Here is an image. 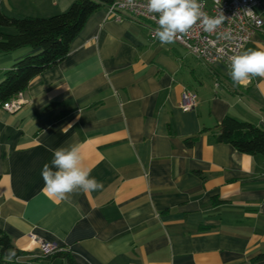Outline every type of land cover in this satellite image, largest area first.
<instances>
[{
  "label": "crops",
  "instance_id": "crops-1",
  "mask_svg": "<svg viewBox=\"0 0 264 264\" xmlns=\"http://www.w3.org/2000/svg\"><path fill=\"white\" fill-rule=\"evenodd\" d=\"M75 1L0 9L50 17ZM246 49L264 50V27ZM34 52H0V82ZM186 90L198 97L188 111ZM20 98L15 112L0 107V230L26 252L16 264H68L42 257L34 237L77 264H264V155L217 141L227 116L264 130V77L234 86L224 63L162 46L144 21L104 6ZM73 144L103 187L61 201L43 191L41 170L49 149Z\"/></svg>",
  "mask_w": 264,
  "mask_h": 264
},
{
  "label": "trees",
  "instance_id": "trees-1",
  "mask_svg": "<svg viewBox=\"0 0 264 264\" xmlns=\"http://www.w3.org/2000/svg\"><path fill=\"white\" fill-rule=\"evenodd\" d=\"M113 1L76 0L65 12L50 17H13L0 9V52L11 53L22 48L36 50L5 72L0 82V107L24 93L35 77L62 62L89 17ZM217 128L218 142L228 143L244 154L264 155V130L256 124L227 116ZM9 248L16 251L15 258L26 255L6 232L0 230V262H7L4 253ZM44 258H59L68 264H77L72 255L63 250Z\"/></svg>",
  "mask_w": 264,
  "mask_h": 264
},
{
  "label": "clouds",
  "instance_id": "clouds-1",
  "mask_svg": "<svg viewBox=\"0 0 264 264\" xmlns=\"http://www.w3.org/2000/svg\"><path fill=\"white\" fill-rule=\"evenodd\" d=\"M127 3L134 6L135 0H127ZM146 11L153 15L158 25L154 29V39L162 46L175 43L197 25L206 33H213L228 19L222 12L210 16L203 11L201 0H146ZM251 12L246 11L248 14ZM219 35L225 40L232 39L227 31ZM228 75L234 86L244 85L253 77H264V50L246 49L231 55ZM49 150L53 153V158L41 170L43 191L47 195L68 201L72 193H88L103 187L101 182L91 176V170L83 166L79 145ZM4 256L11 264L16 257V251L9 248Z\"/></svg>",
  "mask_w": 264,
  "mask_h": 264
},
{
  "label": "built area",
  "instance_id": "built-area-1",
  "mask_svg": "<svg viewBox=\"0 0 264 264\" xmlns=\"http://www.w3.org/2000/svg\"><path fill=\"white\" fill-rule=\"evenodd\" d=\"M203 11L210 16L219 15L222 12L228 19L225 23L213 33H206L199 25L194 26L186 35L179 37L176 42L181 44L190 54L194 55L202 62L215 63L222 62L229 66L231 55L242 51L255 33L264 27V19L256 11L258 7H264V0H201ZM108 15L116 20H122L129 16L135 20H142L149 28V34L152 41L154 39V29L158 26L152 14L146 11V0H135L134 6H129L127 0H114L107 6ZM251 10V14L246 11ZM229 32L232 39L225 40L220 37V33ZM252 81V78L249 82ZM23 93L17 97L5 102L1 107L9 112L19 110L23 105L20 98ZM197 94L186 90L183 94L184 103L182 108L185 111L193 109L197 105ZM34 244L40 249L42 257H47L62 250L57 244L46 242L40 237H34ZM22 258V257H21ZM21 258H15L16 264ZM0 264H9V262H0Z\"/></svg>",
  "mask_w": 264,
  "mask_h": 264
},
{
  "label": "rangeland",
  "instance_id": "rangeland-1",
  "mask_svg": "<svg viewBox=\"0 0 264 264\" xmlns=\"http://www.w3.org/2000/svg\"><path fill=\"white\" fill-rule=\"evenodd\" d=\"M9 30H12V32H13V29H9Z\"/></svg>",
  "mask_w": 264,
  "mask_h": 264
}]
</instances>
